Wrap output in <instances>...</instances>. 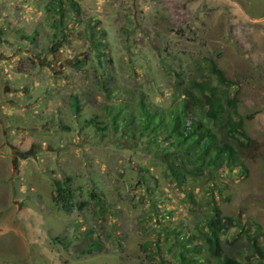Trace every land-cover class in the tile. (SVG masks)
<instances>
[{
	"label": "rangeland",
	"instance_id": "374dc122",
	"mask_svg": "<svg viewBox=\"0 0 264 264\" xmlns=\"http://www.w3.org/2000/svg\"><path fill=\"white\" fill-rule=\"evenodd\" d=\"M194 82L218 88L221 124L251 143L236 145L243 167L188 165L177 183L161 137L110 117L141 97L170 109ZM217 218L223 256L256 264L264 0H0V264H216L202 234Z\"/></svg>",
	"mask_w": 264,
	"mask_h": 264
},
{
	"label": "trees",
	"instance_id": "16d2710c",
	"mask_svg": "<svg viewBox=\"0 0 264 264\" xmlns=\"http://www.w3.org/2000/svg\"><path fill=\"white\" fill-rule=\"evenodd\" d=\"M58 13L63 15L60 6H56ZM76 105V104H75ZM76 112L80 109L76 105ZM224 105L219 90L207 83L194 82L189 88H184L183 100L170 109L154 107L146 104L143 97L140 98L138 111H129L125 115L121 112L112 115L110 121L114 126L121 122L126 136L129 138L139 134L140 137L148 131L151 135L161 137L162 143L168 145L169 150H162L163 158L177 163L173 166L176 174V182L179 183L184 176L182 171H188V165L196 166L198 169L207 167L210 171L213 167H220L221 161L231 167H243L238 158V147H248L251 143L250 138L244 131L243 123L234 122L229 118L224 124H221ZM98 121V122H97ZM98 117L87 120L88 128L94 127L96 130L104 131L107 125L99 122ZM223 126V127H220ZM220 128L217 133L215 128ZM237 127V128H236ZM127 129V130H126ZM225 137L227 141H224ZM231 142L232 144H230ZM158 146V145H157ZM174 152L182 154L181 159ZM91 198L99 200L95 193ZM64 199H58V201ZM57 201V202H58ZM64 207V205H63ZM217 213L218 210H216ZM224 224L219 218L210 223V231L203 235L204 243L208 244L207 252L216 257V264H239L236 260L224 257L222 254L220 234L224 233ZM181 247L187 246L181 244ZM201 246L186 248L185 253H200ZM255 253L258 255L256 264H264V250L255 247ZM205 257H188L182 253L179 264H205Z\"/></svg>",
	"mask_w": 264,
	"mask_h": 264
}]
</instances>
